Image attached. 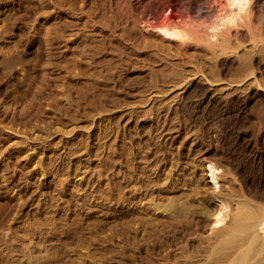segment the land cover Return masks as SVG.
<instances>
[{"label":"rangeland","instance_id":"374dc122","mask_svg":"<svg viewBox=\"0 0 264 264\" xmlns=\"http://www.w3.org/2000/svg\"><path fill=\"white\" fill-rule=\"evenodd\" d=\"M44 1L48 8L39 0H0V25H8L0 37V264H33L54 253L56 264H184L176 249L159 261L160 247L139 244L144 233L135 231V220L154 218L127 194L137 178L167 185L163 159L177 165V195L190 194L201 175L200 150L217 159V149L235 147L241 131L264 137V92L247 74L193 71L192 62L205 65L200 49L164 60L145 48L136 18L161 20L176 7L185 17L196 12L194 0ZM52 6L61 9L52 13ZM49 30L58 34L47 39ZM20 53L27 55L20 66L5 70L3 57ZM175 65L188 70L173 89L179 82L166 67ZM256 77L264 87V71ZM197 87L209 90L206 103L240 97L234 116L216 113L227 130L222 143L206 131L201 109L180 110L184 94ZM246 159L243 176L264 181V169ZM37 162L52 170L43 184ZM109 186L118 189L116 199H108ZM43 217L50 219L46 242L29 235Z\"/></svg>","mask_w":264,"mask_h":264},{"label":"bare ground","instance_id":"6f19581e","mask_svg":"<svg viewBox=\"0 0 264 264\" xmlns=\"http://www.w3.org/2000/svg\"><path fill=\"white\" fill-rule=\"evenodd\" d=\"M194 1L196 12H187L185 17L181 15L183 8L172 7L161 20L153 14L148 18H136L144 35L145 48L156 49L157 54L164 55V60L172 56H185L190 48L200 49L205 65L192 62L193 71L203 72L207 68L218 73L247 74L248 79L254 78L259 92H264V87L256 77V70L264 71V0ZM39 5L48 8L44 0H39ZM60 9L52 6L50 10L56 14ZM12 25L15 26L16 21ZM7 27L5 24L0 25V37L7 34ZM46 27L49 28V25ZM57 34L58 31L49 30L47 39ZM128 41L133 42V39ZM25 57L27 55L23 53L16 58L5 55V70L13 71ZM166 70L174 72L179 82H175L174 89L180 85L188 69L183 65H175L167 66ZM208 92V89L201 87L187 90L180 110L190 112L201 109L206 131L212 139L222 143L227 130L219 124L216 113L223 112L225 119L234 116L235 103L240 97L234 99L222 96L206 103L203 101ZM260 125L262 129L263 122ZM24 137L27 143L29 138L26 135ZM204 143L205 140L200 145ZM224 148L217 149V159L208 157L200 150L195 169H199L201 175L193 180L190 194L177 195L180 186L173 181L172 176L177 165L165 159L162 160L166 168L163 181L167 185L160 187L152 185L150 180H135L134 188L127 195L133 194V199H137L140 204V210L154 218L147 222L136 219L135 226L138 227L135 231L141 228V233H144L139 244L146 241L148 250L162 249L161 253H156L159 261L169 260L173 249H176L174 253L186 260L184 264H264V181L253 175L243 176L250 168V160L246 159L248 157L264 169V137L256 131L250 135L241 131L236 146ZM144 161L149 162V158ZM36 165L40 167L36 171L38 182L43 184L52 173L50 164L37 162ZM139 175L141 177L144 172ZM236 182L238 185L234 184ZM118 189L123 191L125 186H119ZM118 189L109 186L108 199H116L112 195ZM6 207L2 206V212ZM49 221L44 217L36 221L30 226L29 235L42 238L41 242L48 241L42 235L51 234L44 229ZM191 238L195 240L193 244ZM129 241L125 234L123 243L128 246ZM174 242L177 244L173 245ZM51 256L56 254L41 257L33 264H56L57 261L51 260Z\"/></svg>","mask_w":264,"mask_h":264},{"label":"snow or ice","instance_id":"6c2138e0","mask_svg":"<svg viewBox=\"0 0 264 264\" xmlns=\"http://www.w3.org/2000/svg\"><path fill=\"white\" fill-rule=\"evenodd\" d=\"M217 219H220V217H217Z\"/></svg>","mask_w":264,"mask_h":264}]
</instances>
